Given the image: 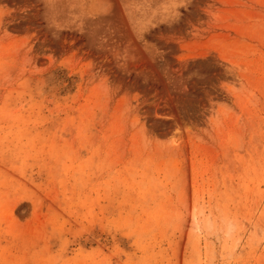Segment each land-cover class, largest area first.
<instances>
[{"label":"rangeland","instance_id":"1","mask_svg":"<svg viewBox=\"0 0 264 264\" xmlns=\"http://www.w3.org/2000/svg\"><path fill=\"white\" fill-rule=\"evenodd\" d=\"M0 264H264V0H0Z\"/></svg>","mask_w":264,"mask_h":264},{"label":"bare ground","instance_id":"2","mask_svg":"<svg viewBox=\"0 0 264 264\" xmlns=\"http://www.w3.org/2000/svg\"><path fill=\"white\" fill-rule=\"evenodd\" d=\"M108 5V4H107Z\"/></svg>","mask_w":264,"mask_h":264}]
</instances>
